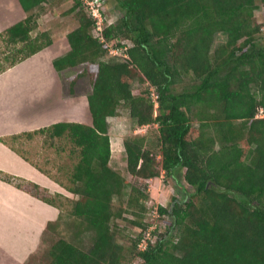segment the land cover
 <instances>
[{"label": "trees", "instance_id": "obj_1", "mask_svg": "<svg viewBox=\"0 0 264 264\" xmlns=\"http://www.w3.org/2000/svg\"><path fill=\"white\" fill-rule=\"evenodd\" d=\"M19 1L27 17L0 32V75L54 42L48 30L35 33L47 0ZM115 2L120 16L103 29V41L94 34L96 19L74 0L70 12L79 25L67 35L70 50L53 60L63 77L87 65L78 76L90 78L92 125L60 121L0 137L49 175L15 143L42 136L73 160L69 184L50 175L71 198L0 169L1 180L60 209L46 232L68 218L77 236L92 233L88 249L56 239L47 264H264V117H257L264 109V33L255 13L264 0ZM112 48L124 55L110 57ZM185 77L190 86L179 91ZM136 82L142 84L139 94ZM75 84L76 78L70 93ZM122 105L138 126L157 125L155 135L124 138L136 183L111 165L108 118ZM162 172L185 197L159 206L160 216L171 221L164 230L158 224L150 230V192L138 182ZM124 221L138 231L126 233Z\"/></svg>", "mask_w": 264, "mask_h": 264}, {"label": "crops", "instance_id": "obj_2", "mask_svg": "<svg viewBox=\"0 0 264 264\" xmlns=\"http://www.w3.org/2000/svg\"><path fill=\"white\" fill-rule=\"evenodd\" d=\"M7 2L4 12L12 21L3 26L0 18V32L27 17L19 0ZM54 46L55 41L0 75V137L33 131L60 121L93 123L87 97L84 108L72 105L68 112L61 113L57 106L53 107L66 100L60 90L57 93L55 85L61 82V75L54 68L53 60L62 53L50 55L49 49ZM0 169L37 183L50 193L73 197L55 178L1 141ZM59 216L60 209L56 206L0 179V264H25L40 248L48 223Z\"/></svg>", "mask_w": 264, "mask_h": 264}, {"label": "rangeland", "instance_id": "obj_3", "mask_svg": "<svg viewBox=\"0 0 264 264\" xmlns=\"http://www.w3.org/2000/svg\"><path fill=\"white\" fill-rule=\"evenodd\" d=\"M7 3V0H0V18L3 26L12 21L8 14L4 12V7ZM73 4L74 0H47L41 7V10L39 9V26L35 33L48 30L52 34L55 46L49 49L50 55L57 53L63 54L70 49L67 35L79 25L75 13L70 12V8ZM103 8L105 10L106 18L108 19L105 21V24L114 23L119 18L120 12L116 7L115 0H103ZM255 13L261 23V32L264 33V5L260 4ZM223 39V35H219L217 41L220 42ZM125 42L126 44H130L128 41ZM123 55L124 49L118 50L112 48L109 56ZM86 68V64L71 68L69 71L65 72L64 77L61 75V82L55 84L57 87V93L61 91L62 96L66 100L60 101L58 105H54L53 102L51 104H53V107L57 106V110L61 113L68 112L72 105H79L83 108L85 107L84 98L87 97L92 90L91 82L88 75H78ZM74 78H76V84L73 91H71L73 94H71L70 83ZM190 81L191 79L189 77H185L176 87L179 91H182L185 87L190 86ZM141 88L142 84L136 82L133 87L134 93L139 94ZM108 121L113 156L111 158V165L120 171L128 181L136 183L137 180L127 169L124 138L133 133H141L150 136L155 135L157 132V125L138 126L136 121L131 117L130 110L126 105H122L119 109L118 115L109 117ZM15 145L43 170L47 171L50 175L65 184H69L67 172L72 166L73 160L63 153L59 154L54 146L44 143L42 136H37L33 139L23 138L16 142ZM138 183L143 187H147L150 192V198L148 201L150 209L147 214V220L152 223L150 230L154 229V226H157V224L164 230L168 227V222L171 221V217L168 215L160 216L159 213H157V209L159 206L170 207L172 204V198L177 197L183 199L185 197L184 189L180 187L174 179L167 178L164 172H162L161 176L157 178L139 179ZM182 183L187 185L183 178ZM128 217H131L130 214ZM122 223L127 226L126 233L133 235L138 231L127 221ZM76 230L77 227L73 226L71 219L65 218L55 230L44 233L40 248L29 256L25 264H47L49 261L47 251L51 244L60 237H65L68 240L76 242L84 249H88L92 245V233L85 232L80 236H77ZM120 239L124 242L129 241L127 239L124 240V238ZM131 264H140V262L135 259Z\"/></svg>", "mask_w": 264, "mask_h": 264}, {"label": "built area", "instance_id": "obj_4", "mask_svg": "<svg viewBox=\"0 0 264 264\" xmlns=\"http://www.w3.org/2000/svg\"><path fill=\"white\" fill-rule=\"evenodd\" d=\"M83 2V4L86 6V8L89 11V14L96 19V26L94 29V34L99 37L101 40L104 41V37H103V29L112 24H105V21H107L108 19L106 18L105 15V10L103 8V0H81ZM156 97V96H154ZM257 117H264V109L260 108ZM158 211V210H157ZM156 211V212H157ZM159 213V212H157ZM160 215V214H159ZM156 228V226H154ZM151 228V227H150ZM151 238V233L150 230L147 233L146 238H144L141 243H140V247L141 248H145L148 244V239Z\"/></svg>", "mask_w": 264, "mask_h": 264}, {"label": "water", "instance_id": "obj_5", "mask_svg": "<svg viewBox=\"0 0 264 264\" xmlns=\"http://www.w3.org/2000/svg\"><path fill=\"white\" fill-rule=\"evenodd\" d=\"M92 125V124H91Z\"/></svg>", "mask_w": 264, "mask_h": 264}]
</instances>
